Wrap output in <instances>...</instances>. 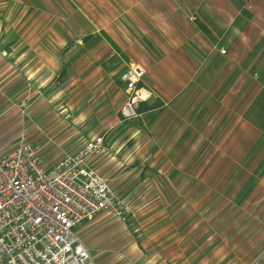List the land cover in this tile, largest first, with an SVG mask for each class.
Returning a JSON list of instances; mask_svg holds the SVG:
<instances>
[{"label": "crops", "instance_id": "0c3cea01", "mask_svg": "<svg viewBox=\"0 0 264 264\" xmlns=\"http://www.w3.org/2000/svg\"><path fill=\"white\" fill-rule=\"evenodd\" d=\"M130 68L143 71L138 90L146 99L136 120L123 121L119 77ZM43 96L52 103V160L43 157L48 168L103 138L104 152L86 165L109 185L98 159L117 152L113 144L126 124L155 111L160 122L150 126L152 134L159 125L166 144H184L191 134L197 159H223L225 168L236 161L240 170L211 166L195 175L215 177L213 186L221 174L233 176L223 204L216 197L203 204L231 209L225 217H240L242 234L251 224V238L263 241L257 264H264V0H0V129L32 125ZM9 140L0 132V146ZM179 153L176 146L170 157ZM171 204L184 207L185 201ZM138 208H131L128 222L105 212L80 228L93 264H150L138 243L150 246L169 233L167 221H155L169 211ZM128 233L133 242H122Z\"/></svg>", "mask_w": 264, "mask_h": 264}, {"label": "rangeland", "instance_id": "374dc122", "mask_svg": "<svg viewBox=\"0 0 264 264\" xmlns=\"http://www.w3.org/2000/svg\"><path fill=\"white\" fill-rule=\"evenodd\" d=\"M49 98L41 97L42 110L38 112L39 118L32 125L0 129L6 139H10L4 145L15 147L20 141H14L15 138L22 137L25 143L34 145L42 158L52 160V103L46 105V102L50 101ZM155 112L146 119L126 124L127 130L123 134L119 133L118 141L113 144L117 152L112 154L110 151V154L106 153L103 158L98 159V166H102L103 171H106L104 178L109 181L111 190L118 199L129 204L132 210L137 206L138 210L142 209L143 212L169 211L168 215L155 219L158 223L167 221L169 233L163 231L162 236L165 237L160 239L161 241L154 238L150 246L148 244L152 241L144 240L138 243L146 246L145 250H140L141 259L150 264H257L263 250L260 246L263 241L251 238L250 230L253 226L245 225L248 232L242 234L238 224L240 217H225V212L231 209L205 207L206 204H203V201L213 200L214 197L223 204L226 198L225 183L233 176H225L223 173L216 177L218 184L213 186L211 181L215 177L195 175L198 168L207 173L208 168L213 166L215 171L222 173L226 169L240 170L239 164L234 167L236 161H233L232 165L225 168V160H217L214 164L207 160V154H202L201 158L197 159L195 153L198 144H193L194 138L191 134H185L184 144H166L167 137L159 125L152 134L150 126L159 120L157 118L160 116L159 112ZM44 114L45 119H40ZM18 115L22 118L21 112H18ZM183 131L192 133L188 128ZM130 139H134L132 144ZM176 146L182 154L170 157L171 149ZM204 146L202 145L201 149ZM158 151V156L154 157ZM168 155L169 159L166 157ZM177 168L183 172L177 173ZM233 183L234 181L231 184ZM179 200L185 201L184 207H169L171 202ZM195 200H199L198 203L204 206L197 207ZM158 203L160 205L153 208V205ZM117 220L121 222L122 219ZM124 220L128 222V216L124 217ZM79 230L75 233L78 234ZM113 237L118 238L116 234ZM132 237L134 236L129 233L126 238L125 234L121 235L122 242H133ZM111 257H115V254Z\"/></svg>", "mask_w": 264, "mask_h": 264}, {"label": "built area", "instance_id": "2783aa9c", "mask_svg": "<svg viewBox=\"0 0 264 264\" xmlns=\"http://www.w3.org/2000/svg\"><path fill=\"white\" fill-rule=\"evenodd\" d=\"M143 77L138 68L119 77L126 95L123 121L139 116L146 99L138 90ZM104 150L98 138L48 168L40 152L23 141L0 146V264H93L75 231L105 212L122 220L132 215L87 168L86 161Z\"/></svg>", "mask_w": 264, "mask_h": 264}]
</instances>
